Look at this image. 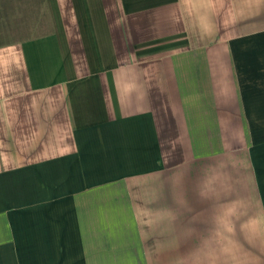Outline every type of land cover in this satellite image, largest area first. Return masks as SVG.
I'll return each instance as SVG.
<instances>
[{
	"label": "crops",
	"instance_id": "obj_1",
	"mask_svg": "<svg viewBox=\"0 0 264 264\" xmlns=\"http://www.w3.org/2000/svg\"><path fill=\"white\" fill-rule=\"evenodd\" d=\"M263 234L264 0H0V264H259Z\"/></svg>",
	"mask_w": 264,
	"mask_h": 264
},
{
	"label": "rangeland",
	"instance_id": "obj_2",
	"mask_svg": "<svg viewBox=\"0 0 264 264\" xmlns=\"http://www.w3.org/2000/svg\"><path fill=\"white\" fill-rule=\"evenodd\" d=\"M258 241H260V253L258 255H254V258H256L258 256L259 264H264V234L261 235V237L258 239ZM155 254L156 253L154 251H152L151 254H149V258H150V261L152 262V264H157ZM248 256L249 255H245V258Z\"/></svg>",
	"mask_w": 264,
	"mask_h": 264
}]
</instances>
